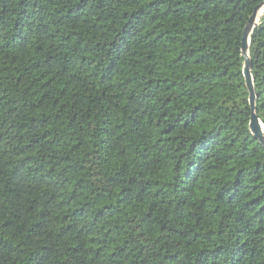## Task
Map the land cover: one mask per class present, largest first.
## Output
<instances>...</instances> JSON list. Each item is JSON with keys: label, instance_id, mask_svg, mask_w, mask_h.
Segmentation results:
<instances>
[{"label": "trees", "instance_id": "1", "mask_svg": "<svg viewBox=\"0 0 264 264\" xmlns=\"http://www.w3.org/2000/svg\"><path fill=\"white\" fill-rule=\"evenodd\" d=\"M262 3L0 0V264H264Z\"/></svg>", "mask_w": 264, "mask_h": 264}, {"label": "water", "instance_id": "2", "mask_svg": "<svg viewBox=\"0 0 264 264\" xmlns=\"http://www.w3.org/2000/svg\"><path fill=\"white\" fill-rule=\"evenodd\" d=\"M264 15V3L258 6L248 21V24L244 30L242 40V54L245 58L244 76L246 80V86L249 92V103L251 108L250 117V131L254 138L264 146V125L260 120L257 113V94L254 85V78L251 70V57H250V39L251 35L258 24L261 16Z\"/></svg>", "mask_w": 264, "mask_h": 264}]
</instances>
